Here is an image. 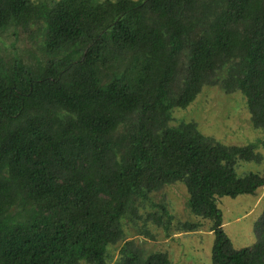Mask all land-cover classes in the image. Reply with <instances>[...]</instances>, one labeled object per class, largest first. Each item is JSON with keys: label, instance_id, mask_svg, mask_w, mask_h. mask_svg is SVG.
I'll return each mask as SVG.
<instances>
[{"label": "trees", "instance_id": "trees-1", "mask_svg": "<svg viewBox=\"0 0 264 264\" xmlns=\"http://www.w3.org/2000/svg\"><path fill=\"white\" fill-rule=\"evenodd\" d=\"M34 24L36 50L0 53V264H108L125 217L172 227L166 205L139 209L176 182L212 221L213 264H264V213L255 243L235 248L217 204L264 187V174L237 171L263 162L258 143L170 124L220 85L264 130V0H0V36ZM114 264L176 263L131 240Z\"/></svg>", "mask_w": 264, "mask_h": 264}, {"label": "rangeland", "instance_id": "rangeland-1", "mask_svg": "<svg viewBox=\"0 0 264 264\" xmlns=\"http://www.w3.org/2000/svg\"><path fill=\"white\" fill-rule=\"evenodd\" d=\"M30 30L21 31L18 36L9 33L0 36V53L6 55L10 50L27 54L29 49L36 50L42 44L43 34L36 24ZM183 121L196 122L201 132L225 144L258 143V150L264 156V130L253 125L246 99L240 91L226 93L220 85L204 86L190 105L174 108L170 124L178 125ZM237 171L241 175L250 171L264 174V160L262 163L239 162ZM188 198L189 193L183 182L168 184L154 193L152 200L140 207L139 214L146 218L149 211L160 209V204L166 205L174 216L172 227L167 230L163 225L151 221L145 223L137 216L125 217V237L109 246L108 264H114L122 257L123 247L131 240L145 256L162 251L168 253L176 264H213L215 234L210 230L212 221L193 213L187 205ZM217 204L223 212V228L233 246L242 248L253 245L257 239V222L264 213V187L258 195L220 196ZM19 211L21 209L15 207L12 214ZM186 221L198 222L202 228L194 232L175 229Z\"/></svg>", "mask_w": 264, "mask_h": 264}]
</instances>
